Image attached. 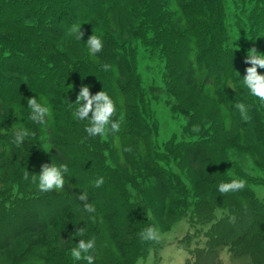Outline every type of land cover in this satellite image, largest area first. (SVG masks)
I'll return each mask as SVG.
<instances>
[{
    "label": "trees",
    "instance_id": "1",
    "mask_svg": "<svg viewBox=\"0 0 264 264\" xmlns=\"http://www.w3.org/2000/svg\"><path fill=\"white\" fill-rule=\"evenodd\" d=\"M123 1L0 0V112L5 114L0 118V252H8L5 264H87L72 258L70 250L93 237V264H137L158 247L157 239L139 238L144 228H157L143 197L153 180L161 185L164 214L171 195L183 197L176 202L196 226L183 240L187 264H224V250L264 264V197L253 191L264 177L235 157L247 152L264 158V102L243 85L247 45L264 54V0H247L249 27L240 48L233 43L224 0H141L129 38L105 21L88 26L99 10L109 13ZM74 23L81 24L83 46L70 34ZM92 33L103 41L96 55L89 54L86 42ZM135 39L161 57L162 82L174 99L170 109L184 120L183 135L173 134L159 147L150 138L155 118L140 80ZM104 64L111 68L104 71ZM81 85L93 95L109 94L116 106L113 121L123 115L108 141L89 137L88 121L73 117ZM32 96L50 106L45 124L29 119ZM237 103L246 105L248 120ZM20 127L30 135L17 146L14 131ZM183 158L208 166L190 186L174 168ZM45 163L67 165L63 189L44 193L38 179L32 182ZM254 163L264 169V160ZM100 177L104 183L95 187ZM232 179L245 181V187L221 194L218 185ZM82 192L95 213L84 210ZM81 227L84 236H74ZM199 232L204 237L197 238Z\"/></svg>",
    "mask_w": 264,
    "mask_h": 264
},
{
    "label": "rangeland",
    "instance_id": "2",
    "mask_svg": "<svg viewBox=\"0 0 264 264\" xmlns=\"http://www.w3.org/2000/svg\"><path fill=\"white\" fill-rule=\"evenodd\" d=\"M224 4L233 43L239 48L243 47L245 45L244 36L247 35L249 27V1L224 0ZM141 9V0H124L118 8L109 12L110 14L106 13L104 8L98 12L96 11L97 13L91 18V23L89 22L88 26L97 25L99 22L105 21V26L115 33H121L120 35L123 38H129L131 36L128 35H130L137 21L135 16L138 15ZM75 44L76 46H83L85 43L82 40H76ZM131 44L137 48L135 49L137 51V67L141 83L144 86L145 97H151V108L155 118V126H153V132L150 136L151 142L154 147H159L171 135L175 134L177 137L183 135L184 120L180 114L170 109L174 99L167 93L162 82L163 61L161 57L157 53H152L149 50L145 51L143 45L136 39L135 41L132 40ZM67 46L65 47L66 49ZM247 48L250 49L251 47L247 45ZM70 53L75 56L79 55L76 54L78 52ZM260 72L264 74V69H260ZM4 115L0 112V118L4 117ZM233 132L234 130L230 129L229 135L234 136ZM105 139L109 140L107 137ZM252 141V139L248 140L246 145H251ZM13 155L15 156L16 154ZM235 157L250 173L264 177V169H260L254 163L255 159L263 161V154L254 158L250 153L242 152L236 153ZM174 168L179 173L184 185L187 186L192 185L194 181L199 180L208 171L207 164H194L187 158H183L177 167L174 166ZM1 186H4V184ZM253 191L258 199L263 198L264 184L254 185ZM143 197L148 205L147 216H150L157 223L158 247L151 249L147 256L138 261L137 264H187L188 254L184 250L185 242L183 240L187 232L189 234L194 233L196 226L190 224L189 212L180 209L179 204L176 202L177 199L182 200L183 197L175 198L171 195L166 206V214L163 212V204L165 203L161 185L158 181L153 180L144 186ZM202 237H204L203 233L199 232V237L197 238L200 239ZM220 256L224 264H251L248 258L231 257L232 254L225 250ZM7 260L8 252H0V264H5ZM188 264H190V261Z\"/></svg>",
    "mask_w": 264,
    "mask_h": 264
},
{
    "label": "clouds",
    "instance_id": "3",
    "mask_svg": "<svg viewBox=\"0 0 264 264\" xmlns=\"http://www.w3.org/2000/svg\"><path fill=\"white\" fill-rule=\"evenodd\" d=\"M70 34L75 37L76 40H81L84 36V32L81 29V24H72L70 27ZM87 47L90 55H96L103 49V41L100 36L91 34L87 40ZM246 65H249L245 69V75L243 76V85L249 90L253 97L258 98L259 101L264 102V74L258 71V69H264V54L257 51L255 47L247 50V54L244 60ZM104 71H108L111 65L104 64ZM73 102H69V107ZM76 110L73 112L74 119L87 120L88 125L85 127V131L89 137H106L109 131L118 132L120 128V121L123 120L121 114L119 120L113 121L112 117L116 114V106L114 101L110 98L109 94L104 90L96 92L94 95L90 92L88 85H81L79 92L75 100ZM27 107L31 110L29 119L35 123L45 124L46 117L51 116V109L46 103L38 101L36 96L29 97L27 99ZM239 109L241 117L244 120H248V109L244 103H237L235 105ZM91 114V115H89ZM110 126V127H109ZM34 135V133H32ZM30 135L28 129L20 127L14 131V143L20 146L26 137ZM125 151H131L130 148ZM68 171L67 165L61 164L56 166L55 164L45 163L41 165L39 176H32V182L36 183L38 179V188L41 192L47 193L52 190H61L64 187V173ZM23 179H29V172L26 171L23 174ZM104 183L103 177L98 178L94 182L95 187H100ZM245 187V181L241 179H232L229 182H221L218 185V191L221 194H226L232 191H238ZM80 201H83V208L88 213H95L96 209L93 204L88 203L87 193L82 192L78 196ZM95 218L93 217V220ZM234 220V218H232ZM85 234L83 227L78 228L73 235L82 237ZM141 241H153L158 239V230L154 226H148L139 233ZM95 247V238L92 239H80L79 243L70 250V255L75 260H84L87 264H93L94 257L90 255V251Z\"/></svg>",
    "mask_w": 264,
    "mask_h": 264
}]
</instances>
